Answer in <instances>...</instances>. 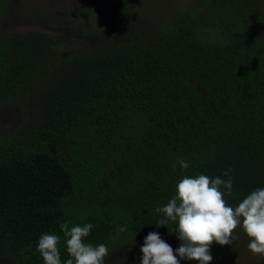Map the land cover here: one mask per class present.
Instances as JSON below:
<instances>
[{
	"label": "trees",
	"instance_id": "16d2710c",
	"mask_svg": "<svg viewBox=\"0 0 264 264\" xmlns=\"http://www.w3.org/2000/svg\"><path fill=\"white\" fill-rule=\"evenodd\" d=\"M23 1L0 0V264H44L45 232L63 264L65 222L93 225L104 264H140L149 232L180 246L156 223L185 176L230 168V206L264 187V0H38L33 22L74 25L56 35L10 26Z\"/></svg>",
	"mask_w": 264,
	"mask_h": 264
},
{
	"label": "clouds",
	"instance_id": "9594fccd",
	"mask_svg": "<svg viewBox=\"0 0 264 264\" xmlns=\"http://www.w3.org/2000/svg\"><path fill=\"white\" fill-rule=\"evenodd\" d=\"M182 169L188 162L178 161ZM231 169L224 172L228 179L220 176L210 178L205 174L195 177L185 176L175 186V194L168 203L158 208L163 219L156 225L175 223L174 232L181 242L175 250L161 238L159 232H149L141 246L143 253L140 264H180L182 259L210 264L213 242L219 245H232L233 232L241 227L250 238L248 249L257 255H264V187L250 192L236 206H230L224 199L225 189L232 194ZM64 233L69 259L63 264H104L110 254L105 244L93 246L86 243L93 225L86 223L69 227L67 222L60 225ZM171 231V232H173ZM60 236L43 233L36 246L44 264H62L59 251Z\"/></svg>",
	"mask_w": 264,
	"mask_h": 264
},
{
	"label": "rangeland",
	"instance_id": "374dc122",
	"mask_svg": "<svg viewBox=\"0 0 264 264\" xmlns=\"http://www.w3.org/2000/svg\"><path fill=\"white\" fill-rule=\"evenodd\" d=\"M156 1V4L159 8H167L170 9L174 6H177L178 3L186 4L188 5L192 0H151ZM42 2H49L51 6L56 4L55 9L65 11L69 8H74L76 6H80L77 0H42ZM58 3V5H57ZM38 4V0H24L22 4L20 5V11L23 14V18L20 20H16L11 22V25L8 23V25L13 26L15 29L18 30H26L30 28H38L42 29L44 32H47L51 35H56V33L60 31H65L66 34H69L71 32V29H73L74 25H68L66 23V20L69 16H66L62 21L61 24L57 25V20L54 21V25L51 27H46L45 25L41 23H45V19H38V22L36 21L35 17L36 10L35 7ZM31 19V21H28V19ZM27 20V21H26ZM51 21V19H50ZM241 229V227H238L237 230ZM236 230V229H235ZM242 232V231H241ZM241 232L239 234V237L236 236L235 239L239 243L237 245L236 250L234 251H228L223 253V251H220L217 253V257L222 262H226L227 264H264V255H257L253 254L248 249V244L250 243V238L248 236H241ZM178 237H175V240H177ZM214 254V253H212Z\"/></svg>",
	"mask_w": 264,
	"mask_h": 264
}]
</instances>
